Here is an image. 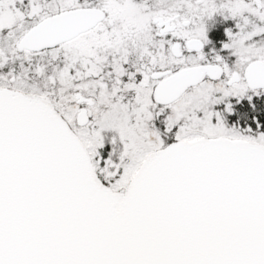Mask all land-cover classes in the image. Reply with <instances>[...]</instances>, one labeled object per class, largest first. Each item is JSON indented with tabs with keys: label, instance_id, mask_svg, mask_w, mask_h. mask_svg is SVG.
Listing matches in <instances>:
<instances>
[{
	"label": "snow or ice",
	"instance_id": "1",
	"mask_svg": "<svg viewBox=\"0 0 264 264\" xmlns=\"http://www.w3.org/2000/svg\"><path fill=\"white\" fill-rule=\"evenodd\" d=\"M0 264H264V0H0Z\"/></svg>",
	"mask_w": 264,
	"mask_h": 264
}]
</instances>
